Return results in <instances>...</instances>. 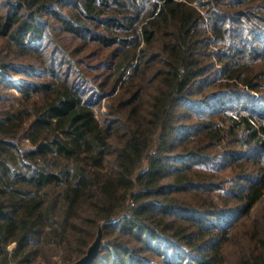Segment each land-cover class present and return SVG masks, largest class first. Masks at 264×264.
Wrapping results in <instances>:
<instances>
[{
	"label": "trees",
	"instance_id": "trees-1",
	"mask_svg": "<svg viewBox=\"0 0 264 264\" xmlns=\"http://www.w3.org/2000/svg\"><path fill=\"white\" fill-rule=\"evenodd\" d=\"M242 79L264 0H0V264H264Z\"/></svg>",
	"mask_w": 264,
	"mask_h": 264
},
{
	"label": "rangeland",
	"instance_id": "rangeland-1",
	"mask_svg": "<svg viewBox=\"0 0 264 264\" xmlns=\"http://www.w3.org/2000/svg\"><path fill=\"white\" fill-rule=\"evenodd\" d=\"M241 83V90L243 91V96H242V100H240L238 103V101L236 102L235 106H234V110L240 109L241 107H246L248 110H252V111H256V112H264V94L254 90L252 88V85L254 84L250 79H242ZM1 94L4 95L6 94V92L4 90H2L1 88ZM226 98V105L230 106L233 103V99L232 98ZM220 102V99H219ZM103 105H104V101L102 102L101 107L98 109V116L101 119V114L103 113ZM245 157H251L249 158L248 162L254 161L256 163V167L254 169H264V157L260 156V157H255V156H251V154H245ZM241 166L244 165V162H240L239 163ZM245 166V165H244ZM248 167V165L246 166V168ZM252 169V168H250ZM14 247V244L10 245V248Z\"/></svg>",
	"mask_w": 264,
	"mask_h": 264
},
{
	"label": "water",
	"instance_id": "water-1",
	"mask_svg": "<svg viewBox=\"0 0 264 264\" xmlns=\"http://www.w3.org/2000/svg\"><path fill=\"white\" fill-rule=\"evenodd\" d=\"M101 244H102V229L99 228L94 241L88 247L85 255L82 256L77 261H75L73 264H94V262L96 261L99 255Z\"/></svg>",
	"mask_w": 264,
	"mask_h": 264
}]
</instances>
